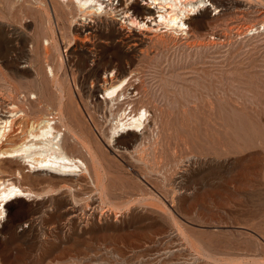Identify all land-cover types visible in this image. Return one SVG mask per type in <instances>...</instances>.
Listing matches in <instances>:
<instances>
[{
    "label": "rangeland",
    "instance_id": "374dc122",
    "mask_svg": "<svg viewBox=\"0 0 264 264\" xmlns=\"http://www.w3.org/2000/svg\"><path fill=\"white\" fill-rule=\"evenodd\" d=\"M35 1L0 0V117L11 103L61 112L104 168L71 134L89 176L20 179L28 167L0 158V177L35 191L6 205L0 264H264V0L208 2L189 34L122 22L150 0L93 18ZM125 77L118 105L105 99ZM142 108L146 128L111 141L114 119Z\"/></svg>",
    "mask_w": 264,
    "mask_h": 264
},
{
    "label": "bare ground",
    "instance_id": "6f19581e",
    "mask_svg": "<svg viewBox=\"0 0 264 264\" xmlns=\"http://www.w3.org/2000/svg\"><path fill=\"white\" fill-rule=\"evenodd\" d=\"M72 1L75 2V4L79 7L85 17L90 16L93 18L94 15L100 14L102 12L109 13V10L110 12H112L111 14H113V12L117 10V7L113 5L114 0ZM35 2H37V0ZM208 2L215 6L217 9L221 5H224L223 0H150L148 1L149 4H142L139 7L137 6L138 2L136 3L135 0H133L132 6L141 8L145 12L144 17L142 19H137L136 17H134V15L131 16L129 13L130 9H127V11H124L125 13L122 11L123 15L120 19L122 20V22H127V24L129 23L130 26L136 27V29L138 28L140 30L151 32H158L161 30L170 31L175 34H178L180 32L189 34L194 25H196V15L203 14L206 11L205 6ZM108 6H110V8ZM124 7L126 8V5ZM249 29L253 31V33L259 32L258 27L255 26H249ZM191 32H193V30ZM49 69L51 74H54L53 68L50 67ZM127 79L128 77H125L124 79H120L118 83L111 84L109 85V87L105 86V91L107 93H105L106 95L104 94L105 99L111 98L112 100H114V102H116L115 100L124 93V88H126L125 82ZM126 84H128V82ZM31 96L36 97V94L33 93V95ZM120 100L118 101L120 102ZM8 108L9 109L7 110V112H9V114L4 115L5 117H0V158L10 160L14 159L20 164H24L28 167L27 170H23L22 167H17L18 169H16V176H18L20 179L27 176L26 172H36L37 175L50 174L53 177L59 178L61 180H70L75 176L74 174L84 176L91 175V166L89 167V164L81 156L75 155V153H72L67 148L65 139L66 136L69 137L68 134H71V136H73L75 140V142L73 141L74 144L71 143V148H73L76 144L78 145V147L82 146L88 151V154L90 155L89 157L91 158V163L93 162L92 164L97 174L101 170H103V159H100V157L97 155V152H95V149H93L92 145H90L91 142L89 141L87 135H85L82 129H78L76 127L77 124L75 122L74 123L76 126H73L72 122H66L64 116L60 115L61 112L59 114L60 116L58 115V117L57 115H55V117L51 114H41L40 116H35L36 118H30L31 116L29 117L28 111L22 109L20 105L18 107L17 103H11V105L9 104ZM146 112L147 111L145 109H143V111L139 110V112L135 113L134 115H132L131 113L126 114V112H124V116L121 114L122 112L119 113L121 115H119V117H116L113 121V124L111 125V131L109 132L110 140H120V136H124L125 134L135 135L137 131L146 128L145 122L148 118V116L146 117ZM16 135L20 137V141H14V137ZM5 144L11 145L9 148H5ZM101 178L100 181H103V179ZM33 195H35V191L30 189L29 186L17 183L10 177H0V225L2 224L6 215V205L8 204V202L19 197L31 199Z\"/></svg>",
    "mask_w": 264,
    "mask_h": 264
}]
</instances>
